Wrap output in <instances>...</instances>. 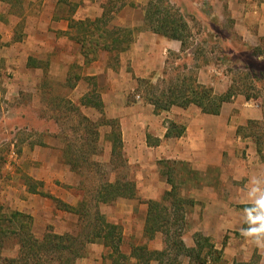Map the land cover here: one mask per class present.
Masks as SVG:
<instances>
[{"label":"rangeland","instance_id":"374dc122","mask_svg":"<svg viewBox=\"0 0 264 264\" xmlns=\"http://www.w3.org/2000/svg\"><path fill=\"white\" fill-rule=\"evenodd\" d=\"M174 1L177 3H171L170 0H104L109 12V27L106 30L116 27L133 32L132 28L138 27V24H124L125 19L119 18L121 10L126 5L131 7L134 20L139 17L136 11L140 7L144 12L149 11L151 3L161 12L154 16L156 21L166 16L162 15L164 12L172 18L183 17L191 31L190 38L186 39L187 52L184 55L172 54L169 57L166 62V68L170 70L168 75L162 76L164 68L161 70V67L149 75L153 78L159 75L153 82L157 94L160 95L162 90L167 89L169 80L182 82L184 78L190 76L212 87L218 94H225L231 86H234V90H237L234 99L237 103L235 112L238 113L235 116L245 119L253 112L262 113L263 119L252 126L264 145V42L256 46L255 40L251 42L241 35L229 18L220 20L213 13L214 10L208 7L207 4L210 2L208 0ZM186 2L187 4L198 2L199 7L188 6L182 10L178 4ZM204 6L207 7L206 10ZM91 29L95 30L94 27ZM139 29L149 30L145 19ZM150 41L145 44L151 46ZM161 44L162 42L157 41L156 46L160 48L163 45ZM101 52L104 51L99 53ZM98 59L99 57L96 61ZM80 61L79 58L75 60L71 74L72 85L84 82L83 89L80 87L76 91L68 92L69 90L60 88L61 81L57 76L61 77L63 73L58 71L57 66H54V73L46 78L44 86L39 84L37 88L25 87L29 80L23 72L18 75L13 71L6 73L3 81H0V205L6 216L4 221L0 222L1 229H4V233L0 232V264H9L12 260L16 264H79V262L83 264L99 262L102 264H113V262L115 264H233L232 255L225 253L230 238L234 236L232 232L219 236L213 226H209L206 230L210 231V236H207V232L200 231L206 228L203 216L196 210L201 203L198 200L201 194L214 196L215 183L206 184L211 179L201 180L200 176L190 171L189 167L186 169L182 168L181 164L176 166L173 164L172 161L175 159L168 158L164 147L168 144L169 148L166 150L174 151L179 147L176 139L170 142L161 141L163 148H155L158 138L153 135L152 130L162 134L164 129L170 126V120L185 125L187 120L191 121V117H195L199 111L193 107L187 110L175 107L169 112L154 114L146 99L147 86L137 85V88L134 86V80L125 82L126 78H129L127 74L137 68L135 64L133 66L126 61L125 53L118 56L116 53L112 54L109 62L115 72L114 75L117 74L119 77L121 91L127 95L128 106H132V109L121 108L124 105H120L119 102L113 105L102 103L111 93L109 88L107 86L101 88L97 85L95 91L92 80L85 76L87 67H79ZM155 64L153 63L152 66ZM28 75L31 76L30 83L37 82V74ZM17 80L22 84L21 89L9 88V85L15 86ZM4 83L8 84V87H5ZM126 86L129 88H125ZM91 94L97 96L95 100L101 104L98 109L92 107L91 103H86L89 96L93 97ZM67 96L78 104L73 105L79 106V111L68 104V100L64 99ZM137 96L140 98L138 99ZM81 100L83 104L86 103L85 107L80 106ZM247 104H252L253 107L246 106ZM111 113L120 114L121 119H126L124 124L130 133L140 131L138 144L144 146V149L140 147L139 152L134 153L130 135L129 142L127 139L126 142L122 141V155L112 157V126L108 125L107 120H118L120 128L122 126L120 118L109 117ZM82 115L92 120L94 126L84 121ZM136 118H139L137 127L141 130L132 129ZM93 128L99 130V139L93 135L90 136L89 141L83 140L85 133ZM149 130L151 133H148ZM146 139L147 144L153 149L145 147ZM247 139V142L252 141ZM68 142L78 148L77 152L83 145L87 148L85 149V146L84 150L79 154L76 153V157L72 159L70 155L67 157L63 153ZM239 156L240 159H246L245 152ZM72 163L78 165L76 170L71 166ZM154 174L158 175V180L152 176ZM168 176L176 186L178 196L187 200L182 204L183 209L180 204L165 198L166 193L172 189L167 182ZM150 178H154V182ZM212 179L215 180V176H212ZM117 180L135 182L137 197L99 205L101 215L120 228L121 253L115 255L112 249L89 241L97 219L94 207L97 190L106 182ZM32 187L37 189V194L30 192ZM42 194L52 195L73 206L81 205V202L86 201L91 210L90 214L80 217L61 211L53 199ZM40 199H43L42 202ZM150 201L160 202L166 206L168 214H171V224L175 226L170 233V239L161 231L156 233L147 231V209ZM25 206L29 213L23 214L28 216H31L32 211H41L37 217L31 216L32 231L35 240L49 250L37 258H22L28 251L21 248L23 244L20 241L21 237L13 233L20 231L21 223L16 221L17 223L11 224L9 218L14 212H21L19 210H23ZM181 216L184 219L181 220ZM178 219L179 222L176 221ZM22 222L26 224L24 222L27 221ZM177 230L182 231L181 240L186 248L195 251L186 252L176 246L177 240H180L177 237L178 233L175 234ZM47 234L71 235L74 240H64L60 246H57L55 241H43ZM236 235L239 236L237 241H244V236L240 233ZM63 247L70 248L57 251L62 250ZM137 248H143L145 251L137 252L135 251ZM102 250L103 259H96L97 252L100 253ZM242 251L246 253L245 249ZM259 257L261 258V255L256 251L250 262L235 264H258L261 260Z\"/></svg>","mask_w":264,"mask_h":264},{"label":"crops","instance_id":"0c3cea01","mask_svg":"<svg viewBox=\"0 0 264 264\" xmlns=\"http://www.w3.org/2000/svg\"><path fill=\"white\" fill-rule=\"evenodd\" d=\"M208 1H210L207 4L208 7L214 10L213 13L220 20L229 18L241 35L251 42L255 40L256 46L261 44L260 42H264V0H258V2L253 0ZM170 2L177 3L174 0H170ZM189 3V5L187 2L178 5L182 10H185L188 6L193 7L195 5L199 7L198 2ZM106 8L104 0H0V81H3L6 73L13 71L18 75L23 72L29 80L25 87L37 88L39 84L44 86L46 78L48 79V76L54 73V66H57L58 71L63 73L61 77L57 76L61 81V84H59L60 88L69 90L68 92L76 91L80 87L83 89V81L79 84H71L73 63L79 58L81 60L79 67H87L85 76L92 80L93 89L95 88L94 90L96 91L97 85L101 88L104 86L109 88L111 93L102 103L113 105L119 102L120 105H124L121 108L132 109V106H128L127 95L124 94V91H121V82L118 75H114L115 72L111 68L109 59L112 54L104 51L101 54L98 53L97 58L99 57V59L97 61L94 60L91 63V60H89L87 62L79 42L80 35L84 33L85 29L82 25H87L90 29L91 22L101 18L106 21L109 19V12ZM206 9L207 7L204 6V10ZM136 12L139 17L134 20L133 12L129 5L124 6L123 10H121L119 18L125 19L123 23L138 24V27L132 28L135 35L130 30L132 32L131 37L134 40L129 49L118 53L117 56L125 53L126 61L132 63L133 66L135 64L137 67L136 70L132 69L127 74L129 78H126V83L134 80V86L138 85L141 87L148 82L154 85V79L159 77V75H155L154 78L149 75H152L154 71L161 67V70L164 68L162 76H166V71H168V74L170 73V70L166 68V62L170 59L169 57L172 54L184 55L185 53L182 51L180 41L157 34L148 26L147 10L144 12L142 7H140ZM144 19L149 30L141 31L139 27L144 24ZM148 41L152 42L151 46L145 44ZM157 41L163 44H161L160 48L156 46ZM153 63L156 64L152 66ZM27 73L37 74V82L30 83L29 78L31 76ZM49 78L51 79L52 77ZM16 83L15 86L9 85V88L17 87L21 89V82L17 80ZM198 83L210 87L199 80ZM4 85L6 87L8 84L4 83ZM125 88H129V86ZM213 94L216 96L223 95L216 93L214 89ZM137 97L138 99L140 98V96ZM235 98L236 96L231 101L222 103L218 114L203 113L195 105L183 108V110H187L193 107L199 112L195 114V117H191V121L187 120L185 125L175 120H170V126L175 124L178 127L185 128L184 133L180 137H166L170 126L165 128L162 134L153 130L152 133L158 138L155 148H163L162 142L164 140L166 142L177 140L179 147L175 148L174 151L166 150L169 148L168 144L164 147L168 158L175 159L172 161L175 166L181 164L182 168L187 169L189 167L190 171L195 175H199L201 180L211 179L206 184L215 183L214 196L201 194L198 200L201 203L196 207V210H198L199 215L203 216L206 228L200 231L207 232V236H210V231L206 230H208L209 226H213L215 233L219 236L232 232L234 236L230 238L225 253L232 255V260L231 256H229V260L233 264L250 262L253 253L256 251L258 255H261V258L259 257V260H261L258 264H264V251H261L249 238H243V242L237 241L239 236L236 235L238 233L241 234L242 230L249 227L244 221L243 215L244 209L252 206V202L247 197L248 188L251 186V178L257 177L264 181V160H261V158L264 159V145L262 146L263 151L260 153L257 140L252 136L254 135V128L250 126L251 122L258 123L263 119V115L261 112H253L254 110H252L253 114L245 119L235 116V114H238L235 112L237 107V103L234 102ZM64 99L71 104H75L74 100L71 101L68 96ZM147 102L156 115L169 112L176 107H172L167 111L157 112L155 106L148 100ZM248 105L253 107L252 104H247L246 106ZM80 106L85 107L82 100ZM109 115V117L113 118H122L120 114L116 113ZM124 120L126 119H121L122 141L126 142L127 139L129 142L131 135L132 150L134 153H138L140 147L144 149V146L138 144V139L140 138L138 133L140 131L130 133L124 124ZM137 120L139 118H136L132 129H140L137 127ZM148 133H151L150 130ZM247 138L254 141L247 142ZM146 141L147 139L145 140V147H151ZM244 152L246 153V159H240L239 155L241 153L244 154ZM152 176L156 180L159 179L156 174ZM212 176H215V180L212 179ZM141 177L143 179V176ZM154 178H150L151 181L154 182ZM169 178L170 176H168L167 182L172 186L173 182H169ZM206 184L201 185L204 186ZM261 186L264 187V183ZM43 199H40L41 202ZM185 201L187 200L185 199ZM192 201L194 202L193 199ZM19 211L29 213L26 206ZM40 212L38 210L32 211L31 216L35 218ZM109 223L113 224L112 222ZM241 236L243 235L241 234ZM95 244L104 245L101 241L95 242ZM93 246L98 247V245L94 244ZM104 247L106 248L105 245ZM242 249H245L246 253ZM102 254L103 250L100 253L97 252L95 258L103 259ZM79 264L83 263L79 262Z\"/></svg>","mask_w":264,"mask_h":264},{"label":"trees","instance_id":"16d2710c","mask_svg":"<svg viewBox=\"0 0 264 264\" xmlns=\"http://www.w3.org/2000/svg\"><path fill=\"white\" fill-rule=\"evenodd\" d=\"M151 3L148 11V26L151 27V29L160 35L169 37L171 39L180 41L182 44V51L183 53L187 52L186 49V41L190 38V29L188 24L185 22L183 17H177L170 16L167 13H163L162 15H166L163 17V19L155 20L154 16L161 12L159 11V8H156V6H152ZM160 15V17H162ZM85 27L84 33L80 35L79 42L82 46V53L85 56L87 62L91 60L93 62L97 59V55L100 51H106L110 54H118L120 52H124L127 49H129L131 43L133 42V39L131 37V31L128 29L123 28H116L114 27L112 30H106V28L109 27L108 20L99 19L95 22H91V27H94V31L86 25H82ZM185 33H187V36H185ZM95 36L97 38H95ZM187 39V40H186ZM165 75H168V71L165 72ZM148 86L147 100L155 106V109L157 112L160 111H167L171 109L172 107H182V108H188L191 105H195L198 108H200L203 113L206 114H218L220 112V108L222 103L229 102L231 99L237 95V90H234V86H231L228 91L221 95L216 96L213 94V89L211 87L204 86L202 84H199L197 79H195L194 76L186 77L183 79V81H176L174 82L173 79L169 80V85L166 90H162L160 95L157 94V91L155 90V86L152 85L150 82L146 83ZM50 94V91L48 92ZM91 97L87 98L86 103H91L93 106L98 109L100 107V103L98 104L96 97L91 94ZM85 103V104H86ZM68 104L71 105L73 108L77 109L79 111L78 107L71 104L68 101ZM87 104V105H88ZM81 114V113H80ZM82 119L84 121H87L91 124V126H94V122L90 120L88 117L82 115ZM108 125L112 126V142H113V149H112V157L116 155H122L121 148H122V131L120 128V124L118 120H107ZM255 122H251L250 126H252ZM256 125L258 123H255ZM185 131L184 127H178L175 124H172L169 128V131L166 135L167 138L170 137H180ZM254 138L257 140L258 146H259V152L262 153L263 151V141L259 138V136L255 133V130H253ZM99 130H89L84 135L85 141H89L90 136L93 135L99 139ZM257 136H256V135ZM96 138V139H97ZM261 141V142H260ZM86 145H83L81 150H84V147ZM87 146L85 147V149ZM77 147H75L73 144H70L69 142L66 144V148L64 150V155L67 157H70L73 159L76 157L75 155L79 154L80 151ZM77 153V154H76ZM70 155V156H69ZM71 163V161L69 160ZM71 166L74 170L78 168V165L76 163H72ZM71 167V169H72ZM169 182H172V179L169 178ZM30 192L37 194V189L35 187L30 188ZM45 197H49L54 200L57 208L59 210L69 212L75 215H78L82 217L83 215L88 216L90 214L89 210V204H86V201L83 203L81 202V205L78 206H71L62 200L53 197L52 195L42 194ZM137 197V187L135 182L130 180H124L120 181L117 180L115 182H106L104 185L100 186V188L97 190V198H95V227H93V235L89 242L95 243L98 241H101L106 247L112 249L113 253L115 255L120 254V244H121V232L119 231L120 228L115 225L111 224L101 215L99 210L100 204H111L113 202H116L120 198L125 199H133ZM165 198H169L173 200V202L180 204L181 208L183 209L184 205V199L180 198L178 196V192L176 189V186L172 184V189L166 193ZM89 210V211H88ZM84 212V214L82 213ZM171 214H168V209L166 206L161 204L160 202L156 201H150L149 202V209H148V216H147V227L148 230L151 233H156L161 231L163 234L166 235V238H169L170 233L172 232L174 224H171L170 219ZM5 215L2 211V206L0 205V222L4 221ZM11 220V224H15L17 222L21 223V228L18 233L13 232L15 236H20L22 241L21 248L27 249L28 253L24 254L22 257L24 258H30L35 257L37 258L39 255L43 254L44 252L48 251L49 249L46 248L44 245H40L39 242L35 240L33 231H32V218L31 216H28L26 214H23L21 212H14L9 217ZM181 220L184 219L183 216L180 217ZM26 224H23L22 221ZM17 221V222H16ZM179 222L180 220H176ZM10 222V221H9ZM157 229L155 230V228ZM177 230L175 232L178 233L177 237L180 238V240H177L176 246L178 248L184 249L186 252H193L195 250L187 249L182 239V231ZM0 232L4 233V229L2 230L0 227ZM16 233V234H15ZM74 240L73 236L71 235H64L59 236L55 234H47L44 236L43 241L52 240L55 241V245L60 246L61 242L64 240L70 241ZM170 239V238H169ZM57 242V244H56ZM70 248V247H69ZM68 247L63 249H59L57 251H64V249H69ZM135 251H145L143 248H137ZM79 257H82V255H79ZM27 258V259H28ZM34 258V259H35ZM9 264H16L14 260H12ZM113 264H115L113 262Z\"/></svg>","mask_w":264,"mask_h":264},{"label":"clouds","instance_id":"9594fccd","mask_svg":"<svg viewBox=\"0 0 264 264\" xmlns=\"http://www.w3.org/2000/svg\"><path fill=\"white\" fill-rule=\"evenodd\" d=\"M261 179L253 177L250 180L247 197L252 206L244 209L243 219L249 225L242 230V235L249 238L261 250L264 251V187Z\"/></svg>","mask_w":264,"mask_h":264},{"label":"built area","instance_id":"2783aa9c","mask_svg":"<svg viewBox=\"0 0 264 264\" xmlns=\"http://www.w3.org/2000/svg\"><path fill=\"white\" fill-rule=\"evenodd\" d=\"M254 2H258V0H253Z\"/></svg>","mask_w":264,"mask_h":264}]
</instances>
